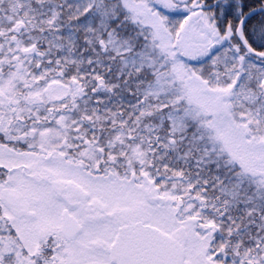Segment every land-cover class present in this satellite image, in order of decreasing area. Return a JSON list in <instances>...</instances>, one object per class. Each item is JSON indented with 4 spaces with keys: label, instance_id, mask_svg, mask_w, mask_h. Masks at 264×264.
Masks as SVG:
<instances>
[{
    "label": "snow or ice",
    "instance_id": "snow-or-ice-1",
    "mask_svg": "<svg viewBox=\"0 0 264 264\" xmlns=\"http://www.w3.org/2000/svg\"><path fill=\"white\" fill-rule=\"evenodd\" d=\"M0 264H264V0H0Z\"/></svg>",
    "mask_w": 264,
    "mask_h": 264
}]
</instances>
